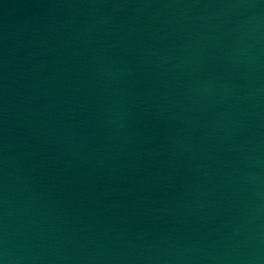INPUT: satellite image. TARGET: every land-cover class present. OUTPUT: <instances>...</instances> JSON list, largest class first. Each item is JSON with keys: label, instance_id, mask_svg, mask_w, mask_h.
Segmentation results:
<instances>
[{"label": "water", "instance_id": "water-1", "mask_svg": "<svg viewBox=\"0 0 264 264\" xmlns=\"http://www.w3.org/2000/svg\"><path fill=\"white\" fill-rule=\"evenodd\" d=\"M0 264H264V0H0Z\"/></svg>", "mask_w": 264, "mask_h": 264}]
</instances>
